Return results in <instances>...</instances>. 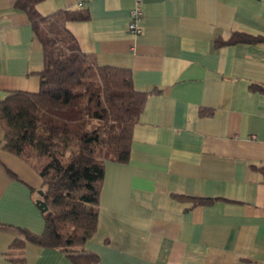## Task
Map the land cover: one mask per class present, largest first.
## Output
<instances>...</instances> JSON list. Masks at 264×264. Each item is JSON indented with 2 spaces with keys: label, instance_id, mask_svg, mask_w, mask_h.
Returning a JSON list of instances; mask_svg holds the SVG:
<instances>
[{
  "label": "crops",
  "instance_id": "1",
  "mask_svg": "<svg viewBox=\"0 0 264 264\" xmlns=\"http://www.w3.org/2000/svg\"><path fill=\"white\" fill-rule=\"evenodd\" d=\"M15 4L0 0V99L39 90L45 65ZM135 4L37 6L43 15L86 7L88 19L67 22L80 48L99 64L130 68L137 90L161 89L134 126L129 161H105L98 226L84 250L96 255L91 264H264V42L216 44L234 31L264 36V0H143L137 34ZM3 139L0 123V264H74L30 241L10 252L23 228L44 230L43 180ZM190 196L216 199L192 205Z\"/></svg>",
  "mask_w": 264,
  "mask_h": 264
},
{
  "label": "trees",
  "instance_id": "2",
  "mask_svg": "<svg viewBox=\"0 0 264 264\" xmlns=\"http://www.w3.org/2000/svg\"><path fill=\"white\" fill-rule=\"evenodd\" d=\"M44 0H16L40 39L45 65L37 91L15 89L0 99L2 147L23 158L43 180L40 193L47 203L41 233L23 228L11 253H21L26 241L59 248L74 264H91L96 255L84 250L96 232L105 161L128 162L135 124L148 96L160 88L140 91L130 68L99 64L80 48L68 29L69 20L89 18L86 7L59 9L43 15ZM264 42V36L234 31L217 45ZM252 88H261L253 84ZM264 91V88H261ZM201 114L212 109L202 108ZM192 205L216 198L186 197Z\"/></svg>",
  "mask_w": 264,
  "mask_h": 264
},
{
  "label": "built area",
  "instance_id": "3",
  "mask_svg": "<svg viewBox=\"0 0 264 264\" xmlns=\"http://www.w3.org/2000/svg\"><path fill=\"white\" fill-rule=\"evenodd\" d=\"M143 0H136V4L131 11V19L129 22V29L133 33H140L142 31V27L140 26V22L144 16V10L142 8ZM86 4L85 1H81L79 6H84Z\"/></svg>",
  "mask_w": 264,
  "mask_h": 264
},
{
  "label": "water",
  "instance_id": "4",
  "mask_svg": "<svg viewBox=\"0 0 264 264\" xmlns=\"http://www.w3.org/2000/svg\"><path fill=\"white\" fill-rule=\"evenodd\" d=\"M39 191V193L42 195L44 192H43V190L42 189H40V190H38ZM37 205H38V207L43 211V210H45L46 208H47V203L42 199V198H39L38 200H37Z\"/></svg>",
  "mask_w": 264,
  "mask_h": 264
}]
</instances>
